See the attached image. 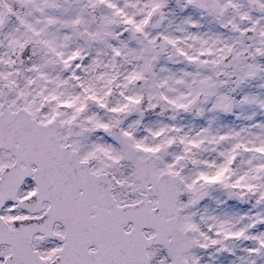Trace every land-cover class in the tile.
Listing matches in <instances>:
<instances>
[{
    "label": "snow or ice",
    "instance_id": "1",
    "mask_svg": "<svg viewBox=\"0 0 264 264\" xmlns=\"http://www.w3.org/2000/svg\"><path fill=\"white\" fill-rule=\"evenodd\" d=\"M0 264H264V0H0Z\"/></svg>",
    "mask_w": 264,
    "mask_h": 264
}]
</instances>
